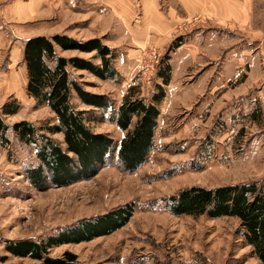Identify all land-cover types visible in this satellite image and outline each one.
Returning <instances> with one entry per match:
<instances>
[{
    "label": "rangeland",
    "instance_id": "1",
    "mask_svg": "<svg viewBox=\"0 0 264 264\" xmlns=\"http://www.w3.org/2000/svg\"><path fill=\"white\" fill-rule=\"evenodd\" d=\"M176 1L0 0L3 20L14 23L18 33L0 42V109L7 101L20 105L17 113L6 116L7 123L55 120V113L27 92L24 41L35 33L99 38L111 47L119 80L75 69L71 76L83 81L86 90L109 95L116 108L133 83L141 84L146 97L157 84L167 92L155 147L135 173L113 163L91 179L41 189L25 173L36 163L33 148L13 135L7 148L0 145V241H41L83 219L136 202L137 210L123 228L54 247L50 256L71 250L78 264H261L238 236V218L176 216L149 204L194 185L264 181V7L258 24H225L208 15H183L184 10L170 17L166 12ZM20 3H35L39 10L13 19L11 11ZM180 37L182 44L173 48ZM60 52L100 63L93 59L95 53ZM168 55L172 76L165 85L158 71ZM73 102L91 108L77 96ZM91 127L118 140L125 135L110 121L92 122ZM56 137L63 140L61 134ZM0 264L45 263L14 256L0 242Z\"/></svg>",
    "mask_w": 264,
    "mask_h": 264
},
{
    "label": "trees",
    "instance_id": "2",
    "mask_svg": "<svg viewBox=\"0 0 264 264\" xmlns=\"http://www.w3.org/2000/svg\"><path fill=\"white\" fill-rule=\"evenodd\" d=\"M183 42L180 37L173 48ZM78 50L95 53L93 59L66 57L60 51ZM114 50L101 39L80 40L67 34L38 35L24 41V63L27 69V92L39 104L55 113L54 121L37 125L29 120L9 124L7 115L18 112L17 101H7L0 109V145L8 147L13 135L21 144L33 148L36 163L26 168L34 186H68L96 176L101 168L113 163L127 173H135L148 160L155 147V136L161 115L160 105L167 92L162 84L149 97L142 95L141 84L127 88L116 108L107 94L86 90L83 81L71 76V69L88 71L103 80H119ZM158 76L168 85L172 76L169 55L162 60ZM79 100L91 107L81 109ZM110 121L125 132L118 140L108 133L96 132L92 122ZM61 134L63 140L56 135ZM152 209L160 206L176 216H207L211 219L236 217L238 236L250 254L264 264V181L250 180L215 187L190 186L177 193L154 199ZM137 210L129 202L106 213L83 219L44 240L23 239L2 242L17 257H29L45 264H78L77 253L66 250L62 257L50 256L54 247L81 243L110 235L123 228ZM7 258V257H4Z\"/></svg>",
    "mask_w": 264,
    "mask_h": 264
},
{
    "label": "crops",
    "instance_id": "3",
    "mask_svg": "<svg viewBox=\"0 0 264 264\" xmlns=\"http://www.w3.org/2000/svg\"><path fill=\"white\" fill-rule=\"evenodd\" d=\"M156 3H159L156 0ZM38 5L35 3H30L28 5L18 4L11 11V17L14 19H20L24 16L33 15L39 9ZM264 7V0H177L176 7H171L172 10L169 13L166 12L170 17H174L175 15H180L179 11L184 10L183 15H208L211 18H216L220 21L230 22V23H238V24H247L254 22L258 24V18L260 16V11ZM168 17V16H167ZM14 27H11V26ZM11 26L8 25L6 20H3V17L0 13V42L1 38L5 37L7 34L11 33V36H17L18 33L16 31V26L14 23ZM226 28V27H224ZM44 35L42 33L31 34L26 37L29 39L34 36ZM8 35L6 36V38ZM25 39V40H26ZM189 59L192 58V51L189 53ZM254 59L257 55L253 56ZM188 59V60H189ZM184 64L185 60L183 61ZM165 111V109H162Z\"/></svg>",
    "mask_w": 264,
    "mask_h": 264
},
{
    "label": "built area",
    "instance_id": "4",
    "mask_svg": "<svg viewBox=\"0 0 264 264\" xmlns=\"http://www.w3.org/2000/svg\"><path fill=\"white\" fill-rule=\"evenodd\" d=\"M261 91L264 94V83L261 85Z\"/></svg>",
    "mask_w": 264,
    "mask_h": 264
}]
</instances>
